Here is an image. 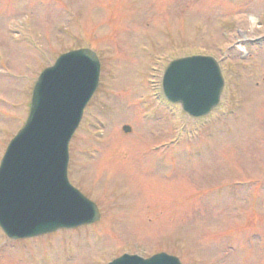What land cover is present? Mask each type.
Segmentation results:
<instances>
[{"label":"rangeland","instance_id":"1","mask_svg":"<svg viewBox=\"0 0 264 264\" xmlns=\"http://www.w3.org/2000/svg\"><path fill=\"white\" fill-rule=\"evenodd\" d=\"M85 44L101 84L69 171L103 218L6 244L0 264H107L126 251L264 264V0H0V163L40 71ZM193 54L220 60L226 79L205 121L159 93L169 63Z\"/></svg>","mask_w":264,"mask_h":264},{"label":"water","instance_id":"2","mask_svg":"<svg viewBox=\"0 0 264 264\" xmlns=\"http://www.w3.org/2000/svg\"><path fill=\"white\" fill-rule=\"evenodd\" d=\"M99 74L96 53L83 49L62 56L37 82L27 125L11 143L0 168V225L10 238L100 219L98 207L67 179L68 145L98 86ZM223 88L219 64L210 57L175 61L164 77L167 98L181 103L193 117L209 114L219 104ZM111 264L181 263L161 254L149 260L124 256Z\"/></svg>","mask_w":264,"mask_h":264}]
</instances>
